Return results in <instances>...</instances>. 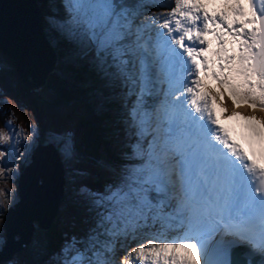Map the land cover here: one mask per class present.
I'll return each mask as SVG.
<instances>
[{
	"label": "snow or ice",
	"instance_id": "snow-or-ice-1",
	"mask_svg": "<svg viewBox=\"0 0 264 264\" xmlns=\"http://www.w3.org/2000/svg\"><path fill=\"white\" fill-rule=\"evenodd\" d=\"M61 4L71 54L119 87L132 139L117 180L84 189L93 222L55 264H117L125 241L118 264H237L238 248L264 264V0H174L159 25L124 0ZM22 139L0 130V146Z\"/></svg>",
	"mask_w": 264,
	"mask_h": 264
},
{
	"label": "rangeland",
	"instance_id": "rangeland-1",
	"mask_svg": "<svg viewBox=\"0 0 264 264\" xmlns=\"http://www.w3.org/2000/svg\"><path fill=\"white\" fill-rule=\"evenodd\" d=\"M40 1V5L39 2L36 4L40 6L44 32H49L50 29L55 30L60 37L62 33L59 26L63 23L65 16L61 0ZM146 1L151 4H140L139 9L135 10L139 13L137 18H144L145 23H147L148 17L155 19L158 16L157 13H161L162 10V14H159V19L156 20L157 25H159L164 19L163 12L166 13L167 10L170 12V7L174 6V0ZM60 14L61 17H59ZM151 29L154 31L155 26ZM49 41L54 45L56 38L52 36ZM82 59L88 63L87 59ZM70 60H74V64H79L80 61L71 53H66L62 57H57L56 54L52 70L49 73L63 76L67 68L66 63ZM43 85L36 90L26 91L22 89L24 85L12 65L11 58L0 49V130L9 131L10 134L19 132L21 137L28 136V139H22L19 144H13L11 147L9 145L0 146V148H8L7 157L0 156V167L14 169V174L10 178L0 176V245L5 240L1 214L9 205V200L12 204L18 197L17 175L22 164L29 160L35 145L40 142L38 137L41 134L43 142L51 141L56 146L64 176L63 191L59 198L58 209L52 219L55 228L58 230V240L55 246L51 250L45 247L47 228L42 229L35 225L29 241L22 248L1 258L0 264H55L60 258L58 253L65 242L73 236L77 238L86 236L93 222V212L90 210L89 200L84 189L93 193L102 192L106 184L117 180L120 170L126 166V164L109 163L104 159L92 162L81 157L75 144L78 142L80 129L79 124H77L78 114L83 104L71 98L64 105H52L49 101L48 91ZM113 92L120 105L118 114L114 115L110 111L112 115L109 116V126L112 129L109 131L108 148L111 152L122 155L132 136L127 127L126 98L123 97L118 86L113 85ZM31 94L34 100L31 98ZM147 99L151 101L152 98ZM96 101L95 109L101 107V97H96ZM5 109L7 112L4 111ZM9 120L12 124L10 127H6V121ZM29 133L31 134L29 135ZM65 140H68L72 146L73 156L71 159H67L64 155L63 142ZM21 154H23L22 157ZM5 190L8 192L7 197L4 194ZM33 222L36 224L35 220ZM14 235L17 236L18 234L15 233ZM135 246H137V241H125L123 248L118 243L114 256L117 264L124 258L126 252Z\"/></svg>",
	"mask_w": 264,
	"mask_h": 264
},
{
	"label": "water",
	"instance_id": "water-1",
	"mask_svg": "<svg viewBox=\"0 0 264 264\" xmlns=\"http://www.w3.org/2000/svg\"><path fill=\"white\" fill-rule=\"evenodd\" d=\"M33 1L0 0V49L11 58L12 65L27 90L42 87L56 58V51L44 32L37 10L39 5ZM25 34L33 43L29 47L20 46L14 39L25 37ZM63 182V167L56 146L51 141L38 142L17 175V199L1 214L5 240L0 245V259L22 248L31 238L35 225L42 229L48 228L58 209ZM34 189L36 192L40 191L41 195L53 192L48 202L40 200V203L51 206L48 212L44 213L41 209L39 213L35 199L33 198L35 206L28 199V196L35 194ZM35 215L41 216L42 223ZM15 233L18 235L15 236ZM233 259L237 264H244L246 257L234 255Z\"/></svg>",
	"mask_w": 264,
	"mask_h": 264
},
{
	"label": "trees",
	"instance_id": "trees-1",
	"mask_svg": "<svg viewBox=\"0 0 264 264\" xmlns=\"http://www.w3.org/2000/svg\"><path fill=\"white\" fill-rule=\"evenodd\" d=\"M124 2L134 10L139 9L138 6L140 4H151L146 0H124ZM59 17H61V14ZM45 34L49 40L52 36L56 38L53 47L57 57L71 53L68 43L61 34L59 37L56 31L51 29ZM79 60V64H74V60L68 61L63 76H56L53 73L47 75L43 87L48 91L49 101L52 105L58 106L66 104L72 98V100L83 104L78 114L77 124H79L78 127L80 129L78 142L75 144L81 157L92 162L104 159L113 164H125V159L121 153L117 155L108 148L109 131L112 129L109 126V116L112 113L114 115L118 114L120 105L119 101L115 99L113 85H105L90 69L85 60L82 58H79ZM22 89L27 91L25 86H22ZM99 96L101 97V107L99 106L95 109L94 104H97L96 97L98 98ZM31 98L34 100L32 94ZM38 139L43 142L42 134ZM45 234H47L45 247L51 250L58 240V230L52 221Z\"/></svg>",
	"mask_w": 264,
	"mask_h": 264
},
{
	"label": "bare ground",
	"instance_id": "bare-ground-1",
	"mask_svg": "<svg viewBox=\"0 0 264 264\" xmlns=\"http://www.w3.org/2000/svg\"><path fill=\"white\" fill-rule=\"evenodd\" d=\"M33 1V0H32ZM29 2H30V0H29ZM37 2H39V0H34L33 1V3H37ZM40 3V2H39ZM171 8V7H170ZM37 10H39V15L40 16H42L41 14H40V6H39V9H37ZM168 13V10H167V12H166V14ZM158 14V16H159V14H161V13H157ZM166 16V15H165ZM156 18V17H155ZM156 24H158V23H156ZM152 31V29L150 28L149 29V31ZM154 31H159V28H157V27H155V29H154ZM17 42H18V44L20 45V46H24V47H29V46H31L33 43H32V40L30 39V37L29 36H27L26 37V34H25V37H15L14 38ZM36 53V52H35ZM166 88H167V85H166ZM45 159L43 158L42 159V161H44ZM49 183V182H48ZM47 183V184H48ZM46 184V185H47ZM44 187V186H43ZM35 190V189H34ZM34 195L32 196V195H30V196H28V199L30 200V202L32 203V205L33 206H35L36 204H35V201L37 202V206H36V209L37 210H39L38 212L40 213V211H41V209H42V211L45 213V212H48L49 211V207H51V206H49L48 207V205H44V203L42 202V203H40V200H45V201H47L48 202V200L51 198V196H52V194H53V192H49V193H47V194H44V195H41V192L39 191V192H36V190L34 191ZM25 197H26V195H25ZM27 198V197H26ZM35 199V201H34V199ZM28 200V201H29ZM51 200V199H50ZM38 213V214H39ZM47 214V213H46ZM37 215V214H36ZM35 215V216H36ZM37 217V219L41 222V216L39 217V216H36ZM42 223V222H41ZM242 250H244L245 252L247 251L246 249H244V248H242ZM240 253H243V252H240ZM116 255V254H115ZM114 255V256H115Z\"/></svg>",
	"mask_w": 264,
	"mask_h": 264
}]
</instances>
